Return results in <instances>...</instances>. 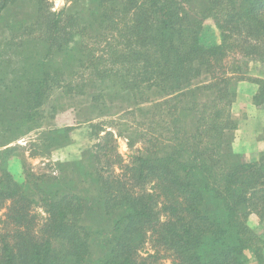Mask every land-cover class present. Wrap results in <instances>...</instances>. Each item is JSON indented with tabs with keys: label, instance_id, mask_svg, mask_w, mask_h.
<instances>
[{
	"label": "trees",
	"instance_id": "obj_1",
	"mask_svg": "<svg viewBox=\"0 0 264 264\" xmlns=\"http://www.w3.org/2000/svg\"><path fill=\"white\" fill-rule=\"evenodd\" d=\"M244 2L73 0L49 13V0H0V264H264L249 224L264 220V151L247 159L233 148L239 83L259 84L264 103V79L247 68L264 64V0ZM206 16L220 43L204 41ZM53 95L86 102V121L120 114L90 123L106 133L71 163L78 178L23 166L20 182L5 158L25 146L9 144L48 127ZM104 123L131 148L143 140L124 177L105 165L122 159ZM73 130H41L31 155ZM32 204L48 215L41 224Z\"/></svg>",
	"mask_w": 264,
	"mask_h": 264
},
{
	"label": "rangeland",
	"instance_id": "obj_2",
	"mask_svg": "<svg viewBox=\"0 0 264 264\" xmlns=\"http://www.w3.org/2000/svg\"><path fill=\"white\" fill-rule=\"evenodd\" d=\"M72 1L73 0H49V13L58 12L62 8L70 6L72 4ZM237 1L238 5L241 7H243V5L245 4L244 0ZM197 3L199 4L198 1ZM32 8L33 5L29 6L26 10H32ZM12 18L13 17H10V19ZM3 24L5 23H0V26H3ZM204 41L208 45H213L221 42L220 30L216 26L214 16H206L204 18ZM247 68L249 70L248 73L250 75H258V72L264 71V64L259 62H249ZM53 97L56 98L58 103H60V106L55 117L49 120L50 124L48 125V127L45 126L42 128H38L37 130H33L31 132L29 131L22 137H19L18 140L13 141L11 144H9H20L22 146H25V148H19L17 150L18 154H15V152L9 155V157L5 158V160L9 162V170L12 171L15 178L20 182H23L25 178L23 166H25L26 168H31L32 172L34 173L46 172L58 177L65 176V174L68 173L69 175H71V179L78 178L75 176V174H73L72 166H74V164L71 163L82 159L84 155L87 154L85 150L92 148V150L95 151L97 149L96 146L94 147L95 143L101 142L102 135L106 133V131L104 130L100 132L99 136H96L95 129L91 127L90 123L98 121H108L117 118L120 114H113L105 117H100L92 121H86L87 119H84V116L88 115L85 110L87 107L86 102L82 103L79 100H69L65 98L60 99L59 95H53ZM111 107V110L113 112L120 110L118 105L114 104ZM188 122H190V119H188ZM64 126H72L74 128V130L71 132L70 140L65 138L61 146L53 148L52 151L49 152V155H45V157H41L39 155H31L32 147L29 148L28 144L31 141L37 140L38 136H40L39 132L41 130H44L46 128H59ZM104 126L107 127V130L112 129L115 131V137L117 139V151L119 152V154H116L119 156V158L116 157V160L118 162L120 159H122L119 162L120 164H114L115 167L108 166L107 163H105V165L107 168H110L112 170H114L115 168V172L124 177L127 172L124 170L123 164H130L132 162L133 156L135 155L133 153H136L137 148L144 146L142 143L143 140L138 142L137 147L131 148L129 146V139L124 136H119L116 133V130H118V128L111 126L109 123H104ZM244 156L247 159H258L260 154H244ZM6 211V207L0 210V230L3 227L2 220L5 219ZM29 212L31 215L34 216L37 224H41L43 221L46 220L48 216L45 212V209L40 205L34 206V204H32L29 209ZM254 218L259 221L255 220ZM249 224L252 229L257 234H259V236H261L260 239L264 241V220L262 221L258 217L252 216L249 220ZM11 229L12 227L9 230ZM56 241L60 246L64 244V238ZM260 244L264 246V243ZM153 249V244L148 240L145 244L140 247V252L143 256H147L150 251H153ZM250 256L252 257L251 253ZM157 264L175 263L172 258H164L161 259Z\"/></svg>",
	"mask_w": 264,
	"mask_h": 264
},
{
	"label": "crops",
	"instance_id": "obj_3",
	"mask_svg": "<svg viewBox=\"0 0 264 264\" xmlns=\"http://www.w3.org/2000/svg\"><path fill=\"white\" fill-rule=\"evenodd\" d=\"M258 73L252 76L264 79V71ZM258 91L259 84L255 82L239 83L232 107L233 117L238 122V127L233 130V148L237 153L261 154L264 151V103L258 105L254 100Z\"/></svg>",
	"mask_w": 264,
	"mask_h": 264
}]
</instances>
